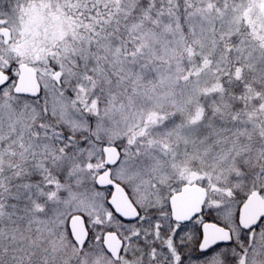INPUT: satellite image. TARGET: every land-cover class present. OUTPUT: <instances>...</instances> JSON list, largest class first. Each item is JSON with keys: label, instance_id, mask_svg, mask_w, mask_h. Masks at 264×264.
Returning a JSON list of instances; mask_svg holds the SVG:
<instances>
[{"label": "snow or ice", "instance_id": "1", "mask_svg": "<svg viewBox=\"0 0 264 264\" xmlns=\"http://www.w3.org/2000/svg\"><path fill=\"white\" fill-rule=\"evenodd\" d=\"M0 264H264V0H0Z\"/></svg>", "mask_w": 264, "mask_h": 264}]
</instances>
